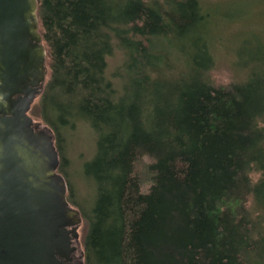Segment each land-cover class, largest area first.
Segmentation results:
<instances>
[{
	"label": "trees",
	"instance_id": "16d2710c",
	"mask_svg": "<svg viewBox=\"0 0 264 264\" xmlns=\"http://www.w3.org/2000/svg\"><path fill=\"white\" fill-rule=\"evenodd\" d=\"M163 4L38 0L49 69L38 116L55 133L60 172L76 123L96 132L82 169L90 204L68 191L85 222L84 262L264 264V48L245 80L216 85L201 0ZM158 38L184 67H163ZM118 48L125 60L110 74Z\"/></svg>",
	"mask_w": 264,
	"mask_h": 264
},
{
	"label": "water",
	"instance_id": "95a60500",
	"mask_svg": "<svg viewBox=\"0 0 264 264\" xmlns=\"http://www.w3.org/2000/svg\"><path fill=\"white\" fill-rule=\"evenodd\" d=\"M48 72L38 0H0V264H85L55 133L29 113Z\"/></svg>",
	"mask_w": 264,
	"mask_h": 264
},
{
	"label": "rangeland",
	"instance_id": "374dc122",
	"mask_svg": "<svg viewBox=\"0 0 264 264\" xmlns=\"http://www.w3.org/2000/svg\"><path fill=\"white\" fill-rule=\"evenodd\" d=\"M148 1L152 2L155 0ZM159 1L162 4L165 3V0ZM201 3L204 7V12H207L210 17L208 18L206 31L210 39L209 49L213 59V66L209 70L211 80L216 85H225L245 80L251 68H259V64L256 62V55L258 54V50L264 48V0H201ZM189 35L192 37L196 35V27L190 29ZM158 39L163 40L164 38ZM164 40L159 41V43L164 45L161 48L164 47L163 51L168 53L169 56L167 64L166 61L162 64L163 67H168L170 70L184 67L186 63L182 53L179 55L177 49L172 46L174 44L166 39ZM167 41L172 46V49L167 44ZM182 45L186 47V40L178 44L179 47ZM189 49L193 48L189 47ZM175 52L179 55V58L176 60V56L174 57ZM124 60L123 50L116 49L113 55L108 58L109 73L114 74L115 70L123 64ZM117 82H119L118 77ZM39 97L35 99L29 113L36 121L47 125L38 116L37 106ZM95 152L96 132L88 124H84L83 122L76 123L74 133L68 136L63 148L67 162L66 166H64L65 174L62 173L68 182V191L70 190V185H72L74 188L73 197H76V201H83L85 206L90 204L93 185L88 178L83 176L82 169L84 163L91 159ZM151 161L152 159L148 156H144L138 161L137 170L143 177L146 176V166ZM251 175L255 181L259 173L252 172ZM147 181L143 185L145 191L150 188L152 183L150 180ZM250 201H252L251 196ZM250 201L248 202V206ZM71 203L80 209L77 202L73 203L71 201ZM85 229V222L83 220L79 227L80 249L78 248L75 253L76 260H80L81 258L80 250L83 251L84 260L83 237Z\"/></svg>",
	"mask_w": 264,
	"mask_h": 264
},
{
	"label": "bare ground",
	"instance_id": "6f19581e",
	"mask_svg": "<svg viewBox=\"0 0 264 264\" xmlns=\"http://www.w3.org/2000/svg\"><path fill=\"white\" fill-rule=\"evenodd\" d=\"M46 83V82H45ZM44 86H45V84H44ZM44 89V88H43Z\"/></svg>",
	"mask_w": 264,
	"mask_h": 264
}]
</instances>
